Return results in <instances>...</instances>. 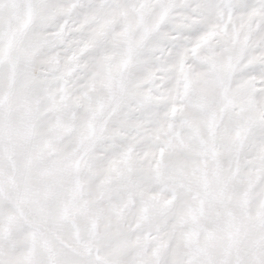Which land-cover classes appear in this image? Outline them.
<instances>
[{"label": "snow or ice", "instance_id": "6c2138e0", "mask_svg": "<svg viewBox=\"0 0 264 264\" xmlns=\"http://www.w3.org/2000/svg\"><path fill=\"white\" fill-rule=\"evenodd\" d=\"M0 264H264V0H0Z\"/></svg>", "mask_w": 264, "mask_h": 264}]
</instances>
